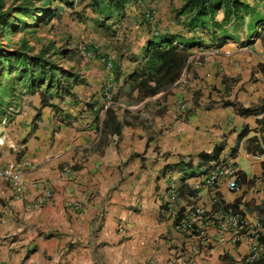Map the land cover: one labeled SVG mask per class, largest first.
I'll return each instance as SVG.
<instances>
[{"label":"crops","instance_id":"crops-1","mask_svg":"<svg viewBox=\"0 0 264 264\" xmlns=\"http://www.w3.org/2000/svg\"><path fill=\"white\" fill-rule=\"evenodd\" d=\"M258 31L246 22L222 43L199 32L173 36L167 47L187 46L189 66L178 84L146 98L127 96L124 84L165 38L138 24L120 52L84 48L66 80L35 84L17 114L0 122V168L27 163L23 197L0 179V263L182 264L181 248L191 239L166 214L168 185L178 184L183 213L196 214L198 206L217 213L211 189L196 185L223 162L236 167L239 187L221 181L218 196L264 222V197L253 191L264 170V29ZM48 188L53 201L32 206ZM209 231L217 236L215 227ZM231 237L228 230L195 254V264H241L248 242Z\"/></svg>","mask_w":264,"mask_h":264},{"label":"rangeland","instance_id":"rangeland-1","mask_svg":"<svg viewBox=\"0 0 264 264\" xmlns=\"http://www.w3.org/2000/svg\"><path fill=\"white\" fill-rule=\"evenodd\" d=\"M247 1L261 12L264 10V0ZM3 2L7 17L0 33V42L3 43V57L0 58V122L13 118L21 97L31 92L29 76L35 72L40 59L45 65L57 68L60 78L66 80L65 75L79 69L76 59L79 58V50L94 48L93 51L98 53V48L111 51L116 47L120 52L123 48L120 43L130 39L131 31L137 24L144 26L153 38H157L153 34V26L161 33L159 37L180 36L181 32L189 35L199 32L209 39L213 35L210 17L203 19L206 30L202 26L193 27L191 14L183 9L186 0H126L121 6L110 0ZM149 8L157 12L151 22L144 17V11ZM223 17L222 11H219L214 24L224 23ZM250 19L251 16L247 14L245 20ZM230 28L235 30V27ZM241 30L242 26L239 27ZM73 51L77 55L70 57ZM23 58L28 60L26 65L22 63ZM52 61L54 64L51 65ZM48 81H44V78L41 80L43 88L50 83ZM54 81L57 82L56 78Z\"/></svg>","mask_w":264,"mask_h":264},{"label":"built area","instance_id":"built-area-1","mask_svg":"<svg viewBox=\"0 0 264 264\" xmlns=\"http://www.w3.org/2000/svg\"><path fill=\"white\" fill-rule=\"evenodd\" d=\"M156 14L154 8L144 11V17L150 22L155 19ZM153 34L155 36L161 35L154 26ZM107 107L108 105L105 106V108ZM26 167L27 163L24 162L19 167L12 164L0 168V179L11 184L15 190V196L19 198L24 196L23 171ZM221 181H227L231 189L239 187L237 170L233 163L217 164L206 173L203 181L196 185V188H200L204 184L211 189L212 202L219 206L217 213H209L203 206L196 208V214L183 213L179 207L178 184L172 181L168 185L164 203L166 214L174 220L176 231L191 239L181 248L180 261L182 264H195V254L200 255L202 252L211 250L214 243L221 241L228 230L232 234L231 241L234 243L244 240L248 242V253L239 257L241 264H256L264 257V222L262 220L251 221L243 212L227 206L216 192V185ZM253 191L259 197H264V170L260 178L254 183ZM53 199L54 191L48 188L37 196L31 205L41 208L51 203ZM210 227L216 228L217 236L210 233Z\"/></svg>","mask_w":264,"mask_h":264},{"label":"trees","instance_id":"trees-1","mask_svg":"<svg viewBox=\"0 0 264 264\" xmlns=\"http://www.w3.org/2000/svg\"><path fill=\"white\" fill-rule=\"evenodd\" d=\"M110 1H115L117 6H121L126 2V0ZM183 9L191 14V24L194 28L202 26L204 29V27H207L205 24L206 21L203 19L205 17H210V20L213 23L211 30L213 33L212 37L218 40L219 43H222L225 38L231 37V32L229 33L230 27L228 26L229 28L225 29L223 26L231 21H233V27H235V30H232L233 32L239 31V27H243L246 22L249 28L252 30L254 29L258 33L260 32L258 31L259 29H264V10L261 12V10L254 8L247 0H186ZM219 11H222L224 14V23L220 22L214 24V18ZM247 14L251 16V19L248 21L245 20ZM6 17L7 10H4V2L3 0H0V33L5 24ZM219 32L221 33L220 37L218 34ZM159 36L156 37L158 38ZM172 37L173 36L169 35L159 37L160 39L165 38L163 42L165 44L152 48L145 65L136 70L130 76L131 83L126 82L124 84L126 91L125 94L127 96L132 97L133 95H138L140 98H146L163 91H168L173 85L179 83L185 69L189 66L188 61L190 53L188 52L187 46L179 47L176 45H170L167 47L166 44L171 43L169 40ZM2 51L3 43L0 42V58L3 57V55H1ZM75 55H77V53L73 51L70 54V57H74ZM27 61L26 58H23V65H26ZM52 64H54L53 61L51 62V65ZM29 77L30 81L28 85L31 88V91L34 89L35 84H43L40 83L43 78L44 81H48L49 79L48 82L51 84H55L54 78H56L57 84L61 81L59 70L45 65L42 59H40L33 75ZM226 104L228 105L230 103L227 102ZM262 104L264 105V101ZM252 110L242 108L241 112L249 113ZM257 110L258 109L256 108V111ZM256 114L257 116L259 115L258 113ZM221 150V148H216L215 153H220Z\"/></svg>","mask_w":264,"mask_h":264}]
</instances>
